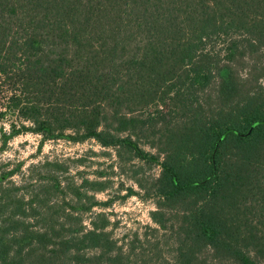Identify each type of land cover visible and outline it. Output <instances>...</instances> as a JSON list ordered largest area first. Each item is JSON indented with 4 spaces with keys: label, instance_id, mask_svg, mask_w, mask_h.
Listing matches in <instances>:
<instances>
[{
    "label": "trees",
    "instance_id": "1",
    "mask_svg": "<svg viewBox=\"0 0 264 264\" xmlns=\"http://www.w3.org/2000/svg\"><path fill=\"white\" fill-rule=\"evenodd\" d=\"M0 133L158 165L172 264H264V0H0ZM9 165L0 264H170L85 225L105 187L66 161Z\"/></svg>",
    "mask_w": 264,
    "mask_h": 264
},
{
    "label": "rangeland",
    "instance_id": "2",
    "mask_svg": "<svg viewBox=\"0 0 264 264\" xmlns=\"http://www.w3.org/2000/svg\"><path fill=\"white\" fill-rule=\"evenodd\" d=\"M149 111L153 112V108ZM5 127L9 132L6 124ZM141 146L146 152L156 154V150L149 146ZM47 159L66 161L70 176L77 184L88 180L105 187L101 192L87 189L90 196L108 205L85 214V225L90 227L96 214L104 212L111 222L107 231L111 232L119 245H133L139 239L141 245L138 242L135 244L138 252L144 250L147 254H152L162 251L160 254L168 258L170 264L173 263L172 243L165 241L163 231L152 219V213L157 210L156 201L147 197L145 191L160 174V166L138 159L130 161L128 154H123L120 158L116 150L106 149L93 140L84 143L49 140L41 144L40 136L27 133L3 143L0 133V164L10 162L8 169L22 165L21 170L26 173L30 166ZM20 179L21 175L15 177L16 181ZM157 238L164 239L159 241Z\"/></svg>",
    "mask_w": 264,
    "mask_h": 264
}]
</instances>
